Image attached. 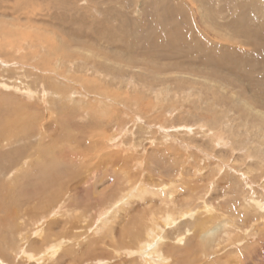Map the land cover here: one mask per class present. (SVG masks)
Wrapping results in <instances>:
<instances>
[{"label": "rangeland", "instance_id": "1", "mask_svg": "<svg viewBox=\"0 0 264 264\" xmlns=\"http://www.w3.org/2000/svg\"><path fill=\"white\" fill-rule=\"evenodd\" d=\"M0 137V264H264V0H0Z\"/></svg>", "mask_w": 264, "mask_h": 264}, {"label": "bare ground", "instance_id": "2", "mask_svg": "<svg viewBox=\"0 0 264 264\" xmlns=\"http://www.w3.org/2000/svg\"><path fill=\"white\" fill-rule=\"evenodd\" d=\"M20 124V123H19ZM28 124V123H27ZM8 130V129H7ZM9 130H11V129H9ZM13 130V129H12ZM6 131V130H5ZM11 132V131H10ZM0 139H1V137H0ZM1 142V141H0ZM11 155V154H10ZM47 164V163H46ZM39 168H40V170L42 169L41 168V166L39 165ZM44 169V168H43ZM45 172V171H44ZM43 173V172H42ZM44 174V173H43ZM49 176V175H48ZM42 178H44V176L42 177ZM45 178H46V175H45ZM50 193V192H49ZM54 193V192H53ZM52 193V194H53ZM56 193V192H55ZM54 193V194H55ZM57 199H59L58 197H57ZM57 199H56V201H57ZM52 203H53V200H52ZM50 204V203H49ZM61 205V204H60ZM53 209V208H52ZM199 211V210H198ZM187 214V213H186ZM155 218V217H154ZM156 219V218H155ZM170 219V218H169ZM174 220V219H173ZM172 220V221H173ZM205 221H207V220H205ZM154 222H157L156 220H154ZM176 222V221H175ZM74 223V222H73ZM206 225H208V222H207V224ZM206 225L203 223V222H201V223H199V226H200V228H201V235L203 236V239L205 240V241H203V244H204V246H207V242L206 241H209V242H212V241H214L212 238H214V236H215V234H216V231H217V225H216V228H213V227H211V228H208V227H206ZM138 228H140V227H138ZM213 228V229H212ZM148 229V228H147ZM137 232V231H136ZM147 232H148V237H147V233L145 232V239L143 240L142 239V236H141V234H143V233H141V234H136L135 233V235L134 236H132L131 238H129V240L127 241V243H130V244H127L126 242V245H125V247H127V248H132V246L133 247H137V248H139V251H140V249L142 250H146L145 252V255H144V251L142 252V254L144 255V256H142V258H144V260H145V264H168V263H170L169 262V260H168V257L166 256V257H161V255H160V253H158V252H155V249L158 247V245L156 246V245H153V246H150L151 244H152V242H154V241H152V240H150L151 239V232H149V230H147ZM226 233V232H225ZM59 234V233H58ZM228 234V233H227ZM43 235V233L40 235V236H42ZM129 235L131 236L132 235V233H129ZM136 236V237H135ZM229 236V235H228ZM124 237V236H123ZM228 238V237H227ZM212 239V240H211ZM125 240V239H124ZM147 240H149L148 242H147ZM123 242V241H122ZM147 242V243H146ZM122 244V243H121ZM147 247V248H146ZM149 247V248H148ZM151 247H152V249H151ZM51 248V247H50ZM122 248V247H121ZM124 248V247H123ZM159 248V247H158ZM161 248V247H160ZM208 248V247H207ZM126 249V248H125ZM21 251V250H20ZM45 251H47V254H51V252H52V254L51 255H53L54 253H56L57 251L55 250V248L53 249V248H51V249H49V250H45ZM118 251V253L117 254H120V251L119 250H117ZM45 253V252H44ZM70 255V254H69ZM49 256V255H48ZM47 257V256H46ZM141 257V256H140ZM162 259H161V258ZM48 258V257H47ZM99 263H101V262H99ZM103 264V263H102Z\"/></svg>", "mask_w": 264, "mask_h": 264}]
</instances>
